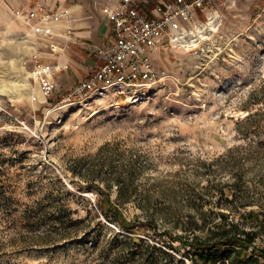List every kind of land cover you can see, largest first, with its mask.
Wrapping results in <instances>:
<instances>
[{"label": "rangeland", "instance_id": "rangeland-1", "mask_svg": "<svg viewBox=\"0 0 264 264\" xmlns=\"http://www.w3.org/2000/svg\"><path fill=\"white\" fill-rule=\"evenodd\" d=\"M199 15L196 46L154 53L160 78L147 94L88 105L44 97L29 76L38 39L17 24L0 29V84H30L16 99L0 93L27 122L0 116V264H191L189 247L170 248L165 232L192 233L193 217L203 236L223 213L264 248V0L217 1ZM212 15L213 33L203 26ZM120 184L123 212L157 249L136 250L135 235L98 207ZM250 211L259 222L241 219Z\"/></svg>", "mask_w": 264, "mask_h": 264}, {"label": "built area", "instance_id": "built-area-1", "mask_svg": "<svg viewBox=\"0 0 264 264\" xmlns=\"http://www.w3.org/2000/svg\"><path fill=\"white\" fill-rule=\"evenodd\" d=\"M217 1L224 0H156L151 6L147 0H115L114 7L106 9L111 23L110 36L103 44L88 45L89 55L99 57L88 76L70 91L58 90L54 80L55 67L35 55L32 78L40 84L41 94L47 99L88 105L92 101L111 97L135 100L143 97L159 82L160 73L154 64L157 51L169 46H196L191 34L200 22V13H206ZM69 10H54L38 5L15 15L29 25L36 36L53 38V24L68 16ZM55 47L51 50L55 52ZM40 95H34L38 101ZM0 116L7 124L26 127L6 105L0 103Z\"/></svg>", "mask_w": 264, "mask_h": 264}, {"label": "crops", "instance_id": "crops-1", "mask_svg": "<svg viewBox=\"0 0 264 264\" xmlns=\"http://www.w3.org/2000/svg\"><path fill=\"white\" fill-rule=\"evenodd\" d=\"M151 6L156 0H147ZM115 0H0V29L24 26L38 39L34 52L38 59L55 67L54 80L58 90L66 93L85 79L99 57L90 56L88 45L103 44L110 36L111 23L106 14ZM45 6L48 9H68V16L53 24V38L36 36L31 27L15 15V11H28ZM55 47V52L51 50Z\"/></svg>", "mask_w": 264, "mask_h": 264}, {"label": "trees", "instance_id": "trees-1", "mask_svg": "<svg viewBox=\"0 0 264 264\" xmlns=\"http://www.w3.org/2000/svg\"><path fill=\"white\" fill-rule=\"evenodd\" d=\"M252 116L253 114H249L248 118ZM118 191L119 198L117 200L112 198V192L110 191L101 193L97 203L98 207L110 220L119 223L123 229L135 235L133 241L136 244L134 246L137 248L136 250H139V247L146 250H149L151 247L157 249V246L145 242L144 238L138 237L140 229L137 227V223L129 221L125 212H123L121 207L123 202L121 199L128 192L125 189V185L120 184ZM234 215L223 213V221L209 226L203 236L195 233V228L197 230H203L204 227H200L199 223L194 221L192 217L190 221L196 223V227L192 233L185 235L165 232L171 241L168 246L174 248V243L179 241L185 248L189 247L190 253L188 259L191 261V264H264V248L256 245V241L259 238L258 231L255 229H247L235 219ZM240 217L245 222H248V219L254 217H257V222L260 221L253 211H250L246 215L240 214ZM140 223L143 225L146 223L156 229V223L154 222L147 221ZM69 234L68 236H71V233ZM71 237L73 238V236ZM126 244L128 245L129 243ZM118 259L117 261L121 260L120 258ZM132 262L134 264H153L156 260L143 256L140 259H132ZM101 264H115V262H108L105 259ZM182 264H185V262H182Z\"/></svg>", "mask_w": 264, "mask_h": 264}, {"label": "bare ground", "instance_id": "bare-ground-1", "mask_svg": "<svg viewBox=\"0 0 264 264\" xmlns=\"http://www.w3.org/2000/svg\"><path fill=\"white\" fill-rule=\"evenodd\" d=\"M203 26L205 28V31L207 32L213 33L214 31H216L214 16L213 15L210 16V22L207 24H204ZM201 37H202L201 39L208 38V36H206L204 33L201 34ZM182 45H185V44H182ZM33 75H35L33 72L29 74V76H33ZM27 78L28 77H25V79H20V80L14 79L9 82L1 83L0 93L10 95L12 99H16L17 97L14 94L15 89H18L19 86L27 87L30 85ZM97 113H98V110H95L94 114H97Z\"/></svg>", "mask_w": 264, "mask_h": 264}]
</instances>
